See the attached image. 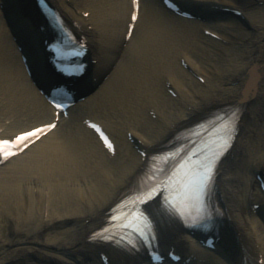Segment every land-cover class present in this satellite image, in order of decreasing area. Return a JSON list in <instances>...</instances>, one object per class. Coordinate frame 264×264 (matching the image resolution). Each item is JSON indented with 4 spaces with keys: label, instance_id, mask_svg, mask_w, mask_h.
Here are the masks:
<instances>
[{
    "label": "bare ground",
    "instance_id": "6f19581e",
    "mask_svg": "<svg viewBox=\"0 0 264 264\" xmlns=\"http://www.w3.org/2000/svg\"><path fill=\"white\" fill-rule=\"evenodd\" d=\"M1 1L5 11L0 8V99L1 92L7 98L3 104L0 101V129L6 120L16 118L12 126L6 125L7 134L21 133L45 124L51 112L31 91L21 53L13 42L12 56L7 55V29L29 31L38 43L36 50L43 63L41 42L46 37L39 27L45 21L32 12H37L31 7L33 0ZM50 1L72 24H83L88 33L94 34L92 58L101 63L93 68L105 66L111 70L108 82L79 105L77 112L105 114L103 120L117 147L113 155L94 143L82 128L63 132L60 123L36 153L2 166L0 220L10 218L11 232L8 236L1 234L0 264H103L102 257L109 253L114 264L126 263L129 257L112 246L92 245L91 236L105 226L111 208L139 180L149 156L161 152L170 139L206 114L237 101L248 107L244 123L253 118L254 128L260 120L262 126L254 129L244 124L236 151L223 164L222 183L227 191L221 190L219 197L239 252L236 257L246 258L251 264L263 260L264 264V212L249 213L252 204L245 203L252 189L256 201L264 197L253 184V167L264 166V112L258 117L260 110L264 111V7L256 6L255 0H190L194 12L200 10L207 22L183 25L158 0H143L134 37L114 69L111 60L119 59L130 18L127 0H111V8H107L106 0H75L73 4L68 0ZM216 6L239 7L252 31L244 34V24L236 23L232 13L213 10ZM79 11L90 13L88 20ZM207 30L221 43L206 38ZM244 37L249 39L242 50L239 44ZM127 57L142 61L138 72L125 63ZM48 76L45 69V83ZM199 76L206 80L205 85L198 81ZM255 81L260 89L255 88L256 94H252ZM110 83L115 89L107 92ZM169 90H174L178 99L171 97ZM86 91L84 87L82 94ZM25 110L28 113L24 114ZM33 113L39 120L32 117ZM28 117L30 124L22 123ZM130 135L141 143H131ZM165 221L170 220L160 221L161 226H169ZM162 233L166 242L168 238L189 242L193 253L203 249L183 231L164 228ZM211 253L202 250L199 256L210 258ZM211 264L234 261L216 254Z\"/></svg>",
    "mask_w": 264,
    "mask_h": 264
},
{
    "label": "snow or ice",
    "instance_id": "6c2138e0",
    "mask_svg": "<svg viewBox=\"0 0 264 264\" xmlns=\"http://www.w3.org/2000/svg\"><path fill=\"white\" fill-rule=\"evenodd\" d=\"M137 2L138 0H133L134 4H137ZM137 17L138 9L132 14L131 21L135 22ZM76 54L79 55L80 53L77 52ZM56 107L60 108L61 105L57 103ZM90 126L95 128V130L100 133L101 140H103L105 146L111 150L112 145L101 129L94 124ZM53 128H55V124H50L45 127H37L30 131H26L17 136L13 141L0 140V160L7 159L24 151L25 148L29 147V145L34 144L42 136L47 135V133ZM233 131L234 125L231 124V122L225 124L219 133L220 140L227 144ZM206 180V176H200L198 180L188 179L187 182L182 184L180 187L171 188V190L170 185L172 182L169 181L164 183L163 188H160L159 185H153L151 188L141 191L138 193L136 199L132 201V210L124 217L121 226L129 232L139 235L146 243H150V240L147 239L149 233L151 232L150 221H148L144 211L142 209L138 211L135 205L147 203L148 201L155 199L156 195L162 194L164 191H169V195L165 197V200L169 206L175 209L176 205L188 197L191 191H201L206 184ZM124 207L127 208L128 204L126 203ZM121 211H123V209ZM113 219H115V217ZM137 221H139V223H137ZM151 239H155V237L153 236ZM153 259L156 264H159L158 256L153 257Z\"/></svg>",
    "mask_w": 264,
    "mask_h": 264
},
{
    "label": "rangeland",
    "instance_id": "374dc122",
    "mask_svg": "<svg viewBox=\"0 0 264 264\" xmlns=\"http://www.w3.org/2000/svg\"><path fill=\"white\" fill-rule=\"evenodd\" d=\"M234 54H232L230 56H234L237 58V56ZM238 55H239V53H238ZM9 230H10V218L6 216V217H3L2 220H0V237H1L2 232L5 236H8L11 232V230L10 231Z\"/></svg>",
    "mask_w": 264,
    "mask_h": 264
}]
</instances>
